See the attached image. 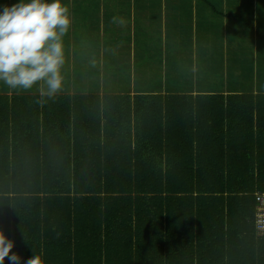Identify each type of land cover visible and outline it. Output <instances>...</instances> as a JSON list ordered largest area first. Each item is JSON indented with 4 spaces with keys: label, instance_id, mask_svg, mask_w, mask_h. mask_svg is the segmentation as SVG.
I'll return each mask as SVG.
<instances>
[{
    "label": "trees",
    "instance_id": "obj_1",
    "mask_svg": "<svg viewBox=\"0 0 264 264\" xmlns=\"http://www.w3.org/2000/svg\"><path fill=\"white\" fill-rule=\"evenodd\" d=\"M257 194L264 93L0 94L20 264H264Z\"/></svg>",
    "mask_w": 264,
    "mask_h": 264
},
{
    "label": "crops",
    "instance_id": "obj_2",
    "mask_svg": "<svg viewBox=\"0 0 264 264\" xmlns=\"http://www.w3.org/2000/svg\"><path fill=\"white\" fill-rule=\"evenodd\" d=\"M64 2L72 23L61 93H264V0ZM0 94L39 92L0 84Z\"/></svg>",
    "mask_w": 264,
    "mask_h": 264
},
{
    "label": "clouds",
    "instance_id": "obj_3",
    "mask_svg": "<svg viewBox=\"0 0 264 264\" xmlns=\"http://www.w3.org/2000/svg\"><path fill=\"white\" fill-rule=\"evenodd\" d=\"M64 0H17L0 8V84L18 91L36 89L43 100L64 90V37L71 26ZM16 241L0 228V264H20ZM11 253V255H10ZM26 264H46L34 253Z\"/></svg>",
    "mask_w": 264,
    "mask_h": 264
},
{
    "label": "built area",
    "instance_id": "obj_4",
    "mask_svg": "<svg viewBox=\"0 0 264 264\" xmlns=\"http://www.w3.org/2000/svg\"><path fill=\"white\" fill-rule=\"evenodd\" d=\"M256 226L258 236L264 238V194H257Z\"/></svg>",
    "mask_w": 264,
    "mask_h": 264
},
{
    "label": "rangeland",
    "instance_id": "obj_5",
    "mask_svg": "<svg viewBox=\"0 0 264 264\" xmlns=\"http://www.w3.org/2000/svg\"><path fill=\"white\" fill-rule=\"evenodd\" d=\"M240 82L244 83V81H243V80H240Z\"/></svg>",
    "mask_w": 264,
    "mask_h": 264
}]
</instances>
